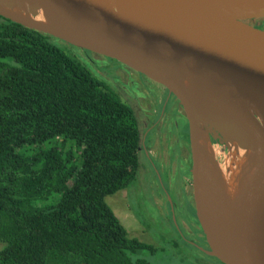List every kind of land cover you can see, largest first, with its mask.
<instances>
[{"label":"trees","instance_id":"16d2710c","mask_svg":"<svg viewBox=\"0 0 264 264\" xmlns=\"http://www.w3.org/2000/svg\"><path fill=\"white\" fill-rule=\"evenodd\" d=\"M61 45L0 16V264H147L106 203L138 179L137 117Z\"/></svg>","mask_w":264,"mask_h":264},{"label":"water","instance_id":"95a60500","mask_svg":"<svg viewBox=\"0 0 264 264\" xmlns=\"http://www.w3.org/2000/svg\"><path fill=\"white\" fill-rule=\"evenodd\" d=\"M38 11L71 33L37 23ZM0 16L112 59L173 95L189 127L204 252L221 264H264V24L255 23L264 0H0ZM247 117L253 136L240 142ZM210 135L248 154L232 202L216 183Z\"/></svg>","mask_w":264,"mask_h":264},{"label":"rangeland","instance_id":"374dc122","mask_svg":"<svg viewBox=\"0 0 264 264\" xmlns=\"http://www.w3.org/2000/svg\"><path fill=\"white\" fill-rule=\"evenodd\" d=\"M255 23L263 24L264 20H257ZM61 47L68 55L78 59L93 74L107 83L126 85L128 79L134 78L133 75L127 78L125 73L119 72L120 74L116 75L120 76V81L118 76L115 80V73L106 74V68H117V63L104 58L98 61L97 55L93 57L96 59L93 62L86 57L84 52L87 51L67 45ZM124 90L128 91L126 88ZM209 146L211 149L208 157L212 159L209 161H213L214 169H218L215 172L221 173L222 170L223 173L228 171L230 173L231 168L225 162L237 156L241 149L235 148L226 140L217 145L216 141L210 139ZM154 163H149L145 158L140 159L138 179L130 190L128 192L123 190L106 198L107 205L127 230L128 236L150 247V250L134 256L133 259L145 260L147 264H221L196 247L195 236L192 234V231L195 233L196 230L190 225L194 222L193 213L186 208L187 200L181 195L180 177L184 169L179 168L175 180L170 181L166 171L161 169L158 162ZM174 169L175 167L172 166V171ZM184 173H187V170ZM186 190L188 198L191 199L190 188L186 186ZM187 226L190 228V233L186 229ZM2 248L3 245L0 243V250Z\"/></svg>","mask_w":264,"mask_h":264},{"label":"flooded vegetation","instance_id":"af4514ba","mask_svg":"<svg viewBox=\"0 0 264 264\" xmlns=\"http://www.w3.org/2000/svg\"><path fill=\"white\" fill-rule=\"evenodd\" d=\"M84 53L90 61H96V59L93 58L96 54L92 55L90 52ZM96 57L98 61L104 58L117 63V68H106V74L110 75L115 73V80H117L116 76H118V80L120 81V76L116 75L117 73L120 74L119 72L125 73L127 78H129L130 75L134 76V78L128 79L129 82L126 85L123 83L109 84L112 85L116 91L118 90L117 92L120 94L123 101L134 110L137 117L141 131V159L145 158L152 164L158 162L161 169H163L164 172L166 171V175L170 181L175 180L179 168L184 169L183 175L180 177L182 187L181 195L187 200L186 208L193 213L194 222L190 225L196 230L195 233L192 231V234L195 236L194 241L196 242V247L199 251L207 255L204 252L208 250L206 239L195 216L192 198L189 127L182 107L176 98L169 94L163 86L112 59L99 55ZM125 88L128 89V91L124 90ZM243 129L247 132L249 138H251V130L245 127H243ZM210 137L213 140L211 135ZM216 144L219 145L218 140ZM172 166L175 167L173 171ZM186 170L188 174L184 173ZM187 179H189V185H187ZM186 186L190 188L191 199L188 198ZM186 229L189 230L188 233H190L189 226H187ZM213 259L219 262L215 258Z\"/></svg>","mask_w":264,"mask_h":264},{"label":"bare ground","instance_id":"6f19581e","mask_svg":"<svg viewBox=\"0 0 264 264\" xmlns=\"http://www.w3.org/2000/svg\"><path fill=\"white\" fill-rule=\"evenodd\" d=\"M34 20L37 23H40V24H43V25H46L49 27H54L56 29L71 33V31L68 28L63 27L62 25H59L58 23L51 21L40 11L37 12ZM243 127L247 128L249 130H252L253 121L250 117L246 118V120L244 121V123L242 125V129L236 135V137H237L236 139L238 141L247 142L250 138H249L247 132L243 129ZM227 155H228V153H227ZM247 161H248L247 152L246 151L240 152L237 156H233V157L227 159V161L225 162L231 168V170H230L231 174L228 173L229 171L227 173L223 174V172L221 170L222 178H215L216 183L219 185L224 198L228 202H232L234 200V198L236 197V195H237V193H238V191L242 185L243 177L240 178V174H239V171L237 168H239V166H241L243 163L245 164V162H247ZM212 163H213V161H212ZM219 166H220V164H219ZM228 166L226 165V168ZM219 168H221V167H219Z\"/></svg>","mask_w":264,"mask_h":264}]
</instances>
